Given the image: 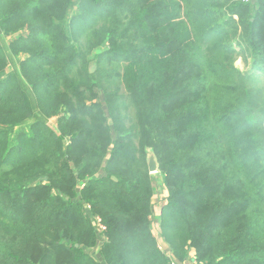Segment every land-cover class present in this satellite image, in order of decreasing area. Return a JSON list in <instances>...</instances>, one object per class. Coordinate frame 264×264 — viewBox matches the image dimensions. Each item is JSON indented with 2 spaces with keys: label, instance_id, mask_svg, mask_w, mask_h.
Returning <instances> with one entry per match:
<instances>
[{
  "label": "trees",
  "instance_id": "obj_1",
  "mask_svg": "<svg viewBox=\"0 0 264 264\" xmlns=\"http://www.w3.org/2000/svg\"><path fill=\"white\" fill-rule=\"evenodd\" d=\"M0 34V264H171L150 155L178 260L264 264V0H0Z\"/></svg>",
  "mask_w": 264,
  "mask_h": 264
},
{
  "label": "rangeland",
  "instance_id": "obj_2",
  "mask_svg": "<svg viewBox=\"0 0 264 264\" xmlns=\"http://www.w3.org/2000/svg\"><path fill=\"white\" fill-rule=\"evenodd\" d=\"M12 37H15V35H13ZM12 37H2V35L0 34V44L1 45H3L4 43L6 44L10 39H12ZM21 58H23V57H21ZM12 61H13L14 65L17 64V58L16 57H14L12 59ZM236 65H238V67L241 68V69H243V68L245 69V67H247V66H245V64L243 63V61L241 59H238L236 61ZM10 69H11V66H10ZM90 69H91V71H94L95 68H94L93 64L90 65ZM259 78L262 79L263 76L260 74ZM262 81H264V79ZM120 92H122L121 89H120ZM100 95H101V98L97 97V100L103 99L101 93H100ZM108 121H109V123H111L109 119H108ZM49 124L54 127L55 124H56V118L55 117L50 118ZM150 158L154 159L153 155H150L149 160H150ZM154 161L156 163V170L154 172H150L153 175L152 184H153V190H154L153 197H152V204H151L152 213H151V216H150L151 229H152L154 235L158 239L159 247L162 250H164L165 252H167L171 256V260L173 261V263L174 264H185L184 261L178 260L175 257V255H173V253L171 252L169 246L165 243V241L161 237V233L158 232V223H159V218H160V210H161V207L166 203L167 192L165 190V187L163 186V182L161 180L160 174L157 173L158 172L157 162H156L155 159H154ZM96 219H97V223L99 222V223L102 224V222L100 221V218L96 216L95 219H94V225H95ZM95 228H96V231L98 233V237L100 239L99 241L101 242V240L103 239L104 233L103 232L102 233L99 232L97 225H95ZM42 248H43L42 244L41 245H37L35 247V252H39ZM87 252H89L90 255H92L94 258L100 260V255H99V252L97 251V248H89V249H87ZM193 257H194V253L193 254H189V256L187 257L186 260L189 261L190 264H192L190 261L193 260Z\"/></svg>",
  "mask_w": 264,
  "mask_h": 264
},
{
  "label": "water",
  "instance_id": "obj_3",
  "mask_svg": "<svg viewBox=\"0 0 264 264\" xmlns=\"http://www.w3.org/2000/svg\"><path fill=\"white\" fill-rule=\"evenodd\" d=\"M252 2H255L256 0H251ZM148 169L150 172H154L156 170V163L153 158H150L148 162Z\"/></svg>",
  "mask_w": 264,
  "mask_h": 264
},
{
  "label": "built area",
  "instance_id": "obj_4",
  "mask_svg": "<svg viewBox=\"0 0 264 264\" xmlns=\"http://www.w3.org/2000/svg\"><path fill=\"white\" fill-rule=\"evenodd\" d=\"M243 1H248V0H243ZM95 225H97L98 230H99L100 233H102L103 230L105 229V226L103 224H101L99 222L97 223V219L95 221ZM169 258H170L171 264H174L173 261L171 260V256L170 255H169Z\"/></svg>",
  "mask_w": 264,
  "mask_h": 264
}]
</instances>
